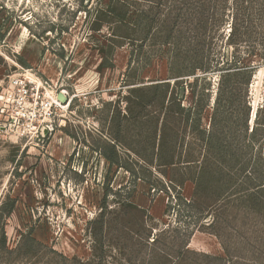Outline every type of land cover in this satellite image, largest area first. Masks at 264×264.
<instances>
[{
  "label": "rangeland",
  "instance_id": "1",
  "mask_svg": "<svg viewBox=\"0 0 264 264\" xmlns=\"http://www.w3.org/2000/svg\"><path fill=\"white\" fill-rule=\"evenodd\" d=\"M263 12L264 0H0V110L17 95L15 80L53 106L37 135H21L0 112V264H264V193L252 209L214 182L210 213L191 218L178 197L189 202L193 183L180 193L168 184L169 170L135 156L150 145L132 141L131 123L116 150L135 176L98 154L114 143L128 92L169 83L135 97L174 96L193 76L172 75L192 64L205 70L238 58L256 67L246 94L251 128L264 100V65L227 39L234 23L241 40L261 36ZM211 71H197L206 80L187 87L181 102L195 107L208 89L205 129L218 95L234 96L238 118L243 111V91L231 92L225 75ZM193 114L180 126L186 143L178 148H193Z\"/></svg>",
  "mask_w": 264,
  "mask_h": 264
},
{
  "label": "trees",
  "instance_id": "2",
  "mask_svg": "<svg viewBox=\"0 0 264 264\" xmlns=\"http://www.w3.org/2000/svg\"><path fill=\"white\" fill-rule=\"evenodd\" d=\"M80 1L83 2V0ZM231 27L227 41L232 45L236 44L235 41L244 43L247 53L251 56L259 54L262 65H264V22L260 29L261 36L251 42L241 40L237 36L236 23L232 24ZM2 38L3 35L0 36V41ZM169 38L162 41L163 46L171 43ZM132 57L133 51L128 61V69L132 63ZM240 62L241 60H238V58H233L231 62L227 61L226 65L219 68L209 63L208 66L210 65L212 68H206L205 70L202 66L196 64L189 65L188 68L185 66L183 72L177 73L175 76L172 75V77L193 76V80L184 84H177L178 93L168 98L163 96L160 102L148 101L144 93H141L143 97L137 98L135 95L137 92H143L144 90L168 87L169 83H157L154 86L138 88L140 90L128 92L125 111L122 116H120V112L117 116V133L111 140L114 143H105L98 150V154L109 165L123 168L130 172L132 176H135L130 168L121 163V154L116 150V144L121 145V141L126 135L127 125L131 123L134 130L132 141L137 145L147 141L151 150H142L143 153L134 151L135 156L147 166H151L152 161H155L158 167L169 170L170 179L168 184L177 185L180 193L186 182L193 183L194 189L189 202H186L181 195L178 197L187 207L192 209L190 211L191 218H200L205 212L210 213L213 206L208 201L212 196L210 186L214 182L221 186L217 190L219 194H227L230 199L234 198L236 201L243 200L242 203L246 204V207H252L253 209L256 204L255 195L264 193V100L262 106L256 110L255 117L253 115L254 122L250 128L248 125L250 107L247 105L248 96L246 94L256 67L247 66ZM171 64L170 71L172 70L173 73L175 59L172 60ZM198 70L202 73H206L208 70L221 72L227 78V85L230 86L231 92L243 91L241 117L235 116L233 113L235 111L231 109L234 100L233 95L230 97L218 95L212 107L209 126L207 129L202 127V116L208 106V89H203L200 94L201 98L195 107L190 105L189 108H185L181 103L185 97L187 87L194 89L199 81L206 80V78H202L197 74ZM193 94H195L194 90ZM203 98L204 100H202ZM152 107L158 109L156 113L148 110ZM192 110L195 116L197 133L192 138L193 148L187 147L185 150L183 149L185 148L184 145L181 148L177 146L180 142L184 141L186 143L185 139L181 137L184 132L181 127L183 123L187 125ZM238 120L241 121V124L238 123ZM175 168L184 171L178 180L171 176V172ZM231 185L232 188H230ZM230 191L231 193H229ZM201 199L207 202H199ZM259 204L264 209V202H259ZM12 210L13 206L11 205L3 216L9 215ZM196 224L197 222L194 221L189 223L193 227H196ZM188 229H190V226H188ZM0 233L4 244L5 238L2 229Z\"/></svg>",
  "mask_w": 264,
  "mask_h": 264
},
{
  "label": "built area",
  "instance_id": "3",
  "mask_svg": "<svg viewBox=\"0 0 264 264\" xmlns=\"http://www.w3.org/2000/svg\"><path fill=\"white\" fill-rule=\"evenodd\" d=\"M12 84L17 89V95L7 96L5 99V105L0 110L1 114L8 113L4 117V123H8L9 127L15 128L17 132L21 131V135H37L39 129L47 125L46 123H49L53 117L52 103L40 99L37 87L32 89L29 84L19 80L13 81ZM31 90H35L32 95ZM11 102L12 108L9 109Z\"/></svg>",
  "mask_w": 264,
  "mask_h": 264
},
{
  "label": "bare ground",
  "instance_id": "4",
  "mask_svg": "<svg viewBox=\"0 0 264 264\" xmlns=\"http://www.w3.org/2000/svg\"><path fill=\"white\" fill-rule=\"evenodd\" d=\"M264 70V69H263Z\"/></svg>",
  "mask_w": 264,
  "mask_h": 264
}]
</instances>
